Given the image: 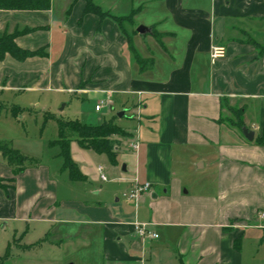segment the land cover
Segmentation results:
<instances>
[{
	"label": "crops",
	"instance_id": "1",
	"mask_svg": "<svg viewBox=\"0 0 264 264\" xmlns=\"http://www.w3.org/2000/svg\"><path fill=\"white\" fill-rule=\"evenodd\" d=\"M93 1L112 16L133 15L126 33L151 67L141 71L117 23L85 15L83 1L65 0L57 51L52 0L49 12L0 11V34L33 30L16 44L39 55L0 60V97L68 91L94 104L84 124L116 119L130 137L114 138L116 165L73 142L84 181H71L63 163L52 172L39 161L16 175L0 153V178L13 181L8 196L0 189V225L23 240L40 228L45 238L28 247L75 242L80 264H264V54L254 44H264V0ZM217 46L225 58L211 57ZM240 102L249 122L241 130L222 120ZM98 160L109 161L115 187L102 185L105 168L90 167ZM135 181L151 185L137 205L123 198ZM137 223L158 240L139 238ZM54 229L66 240L52 241Z\"/></svg>",
	"mask_w": 264,
	"mask_h": 264
},
{
	"label": "rangeland",
	"instance_id": "2",
	"mask_svg": "<svg viewBox=\"0 0 264 264\" xmlns=\"http://www.w3.org/2000/svg\"><path fill=\"white\" fill-rule=\"evenodd\" d=\"M64 6L65 0H54L55 12L51 21L53 23L52 38L58 47L57 51L64 47L65 41L64 35L61 33L64 24L59 21ZM33 32V30H30V33ZM17 33L21 35L26 33V30L23 32L17 31L14 34ZM0 98L1 101L5 100V105L3 104L0 107V140L11 142L16 150L50 166L52 172L62 166L63 160L59 157V148L50 146L51 142L59 139V130L56 121L46 120L47 116L53 115L65 122L79 121L83 123L86 122L85 112L89 114L94 110L93 103L82 102L75 97L74 93L68 91L58 92L54 89L38 93L33 91L25 94L20 93L11 99L7 97ZM13 107H19L23 112L15 117L12 114ZM247 110L246 104L242 102L226 107L222 118L223 123L228 127L241 130L249 123L244 115ZM2 135L9 139H3ZM133 143L134 141H132ZM71 156L75 159V146L71 149ZM104 159L106 158L104 157ZM109 161L102 162L98 160L90 166L96 170L99 166L105 168L104 175L108 177V182H101L104 186L116 185L114 181L117 177L111 175L108 170ZM27 166L29 165L26 164ZM64 176L67 175H63L62 181L67 179ZM6 185L10 189L13 187V183H7ZM72 186L75 189V183ZM32 228L34 229H32L31 235L23 240V237H14L11 224L7 227L6 222L1 223L0 258L6 255L7 248L9 244L11 245V257L4 264H80L78 255H75V242L72 241L64 246L44 242L34 247H28L27 245H34L46 236L45 233L44 235L39 233L40 228L36 230L34 225ZM70 230L75 231V227L71 226ZM46 232H52L51 239L54 242L59 241V239L66 240V237L58 233V230H47Z\"/></svg>",
	"mask_w": 264,
	"mask_h": 264
},
{
	"label": "trees",
	"instance_id": "3",
	"mask_svg": "<svg viewBox=\"0 0 264 264\" xmlns=\"http://www.w3.org/2000/svg\"><path fill=\"white\" fill-rule=\"evenodd\" d=\"M83 1L86 4L84 14L96 15L99 19L104 20L106 18H112L120 30L129 39L130 50L132 51L135 62L140 67L141 71L148 70L153 64L152 61L143 59L135 51L132 44L130 34L126 33V25L132 24L133 15L129 17H116L110 15L108 12L102 10V8L95 4L93 0H74V3ZM52 9V0H0V11H28V12H49ZM30 32V30H26ZM136 34V31H134ZM20 35L17 34H0V60H3L7 54H10L14 59L18 61H24L29 58H33L37 53H31L18 47L16 39ZM158 37V36H157ZM255 47L258 52L264 54V44L255 42ZM23 110L19 107L12 108V114L18 117ZM46 120H55L58 125L59 139L50 143L51 147L59 148V157L63 160L64 169L69 173V179L71 181H84L85 177L80 172L79 167L71 156V144L77 142L80 147L85 150L93 151L98 155H105L110 160L111 164H117V151L115 137L129 138L130 135L122 128L116 125V119L110 121H104L99 125L84 124L79 121L65 122L53 115L47 116ZM0 153L4 160L15 168V174L18 175L24 172L29 166L39 165V161L33 157L23 154L19 150L13 147L11 142L0 140ZM12 180H6L0 178V189H2L8 196L9 187L7 183H12ZM45 240L44 242H46ZM261 242H264V237ZM43 242L39 243L42 244ZM11 245L7 248V253L3 258H0V264H4L11 257L10 254Z\"/></svg>",
	"mask_w": 264,
	"mask_h": 264
},
{
	"label": "built area",
	"instance_id": "4",
	"mask_svg": "<svg viewBox=\"0 0 264 264\" xmlns=\"http://www.w3.org/2000/svg\"><path fill=\"white\" fill-rule=\"evenodd\" d=\"M227 51L223 47H213L211 52V57L216 59H223L226 57ZM104 103L102 102L100 105L96 107V111L100 112L103 110ZM133 149L137 150L139 148L138 142L133 143ZM99 171L102 173L103 169L100 168ZM102 179L107 181V177L103 174ZM151 191V185L149 183H140L135 181L133 187L130 191L123 194V198L129 202H133L136 205L141 201L144 195L148 194ZM264 218V214L262 215ZM135 231L139 238L143 240H158L159 236L156 232L152 230L151 225L149 224H140L137 223L135 225Z\"/></svg>",
	"mask_w": 264,
	"mask_h": 264
},
{
	"label": "water",
	"instance_id": "5",
	"mask_svg": "<svg viewBox=\"0 0 264 264\" xmlns=\"http://www.w3.org/2000/svg\"><path fill=\"white\" fill-rule=\"evenodd\" d=\"M137 32L140 34V35H147V34H151L152 33V30L149 29V28H146L144 26H140L138 29H137ZM125 116V112H122V113H119L118 114V117L119 118H123ZM244 135L245 137L247 138V140L249 141H253L254 140V133L253 132H250L246 129H244ZM123 171H126V167L124 166L123 167Z\"/></svg>",
	"mask_w": 264,
	"mask_h": 264
}]
</instances>
